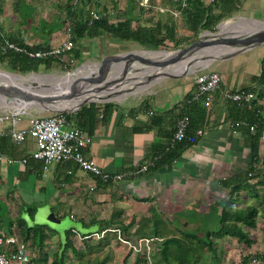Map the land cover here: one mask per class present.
<instances>
[{"label": "crops", "instance_id": "0c3cea01", "mask_svg": "<svg viewBox=\"0 0 264 264\" xmlns=\"http://www.w3.org/2000/svg\"><path fill=\"white\" fill-rule=\"evenodd\" d=\"M18 1L21 0H0V30L4 37L49 50L59 46L55 41L63 27L55 32L49 28L60 18L57 15L51 19L47 17L51 6L58 8L57 3L54 0H25L31 11L24 18L16 6ZM203 1L210 4L212 0ZM238 7L231 18L241 14L246 16L241 21H264V0H240ZM257 14H263L262 19L256 18ZM263 58L264 45H260L217 65L222 77L220 89L208 106L202 101L205 108L194 109V122L198 123L196 133L202 130L204 135L199 136L176 161L156 170L152 167L157 155H161L158 151L176 143L174 136L181 116H190L191 109L184 105L187 97L196 91L198 75L195 78L184 75L162 79L145 85L144 94L137 95L139 92H136L119 101L100 103L110 106L90 132L91 142L85 155L95 160L105 172L123 176L121 181H110L111 184L98 183L96 177L83 171L74 161L56 163L45 171L43 163L33 158L37 149L35 139L29 137L23 143L13 140L12 130L27 128L30 119L45 110H30L15 119L0 120V201L12 200L19 210L18 215L24 204L33 201L38 194H45L50 205L69 206L75 213L85 208L89 210L96 203L113 202V208L122 210L124 217L123 204L136 210L133 214L138 220L132 219L127 225L135 222L137 229L142 218L157 216L165 223L162 226L166 227L162 229L171 232L185 230L174 223V215L190 214L193 208L190 202L198 208L196 213L203 214L205 208H209L219 216L222 199L216 197L223 190L221 182L240 172L241 160H245L246 165L249 162L246 136L232 125V104L235 102L226 100L224 93L258 87L255 78L261 76ZM0 68L8 71L6 63H0ZM255 96L256 101L258 95ZM81 107L66 112L75 113ZM14 110L18 109L0 104L1 116ZM47 112L50 113L48 117L56 114ZM146 164L151 166L141 172ZM42 205L48 206L47 202ZM71 216L75 217L73 213ZM206 224L209 223L201 226Z\"/></svg>", "mask_w": 264, "mask_h": 264}, {"label": "trees", "instance_id": "16d2710c", "mask_svg": "<svg viewBox=\"0 0 264 264\" xmlns=\"http://www.w3.org/2000/svg\"><path fill=\"white\" fill-rule=\"evenodd\" d=\"M102 0H77V4L67 7V14L62 16L56 25L49 28V31L55 32L61 27L68 24L71 29V37L74 42V49L71 52L76 61V64L82 62V47L79 43L88 40H97L103 37H110L123 42H134L142 45L150 46L152 49H160L166 47L167 40L173 42L175 48H179L181 43L177 40L176 24L164 23L158 20L154 25L150 24V20L145 17L150 14L152 9L146 11L145 5L138 7L139 13L136 14L138 0H131L126 11L121 15L117 10L107 7L100 3ZM175 9L179 11L189 29L195 36L203 31L215 32L218 25L225 19L231 18L239 9L240 0H212L210 4H206L203 0H175ZM137 3V4H135ZM96 5L99 9H91ZM101 7V8H100ZM91 12H97L101 15L99 20L92 21L90 18ZM105 14V15H104ZM147 16H146V15ZM145 15V16H144ZM137 23L136 26L134 24ZM45 25L43 26V28ZM12 42L26 48L29 51H44L49 50L42 46H32L19 39H10ZM65 55L58 57L38 59L30 58L27 54L15 51H9L4 54L0 51V63H6L9 71L13 73L27 75L30 73L40 72V68L44 67L45 72H51L55 66H66L69 70L72 68L64 61ZM261 76L256 77L258 87L255 89H244L246 92H253L258 95V98L251 105L248 103L232 104L233 108V128L242 132L246 138V146L249 150L246 169L243 172H238L232 178H226L221 182V188L228 190L227 199H223L220 203L221 213L215 220V223H209L199 227L197 233H184L179 230L180 234L167 235L169 232L165 229V223L157 216L153 218H142V222L135 230L130 233L129 230L134 226L135 222L126 225L124 223L122 210H114L108 220H92L90 225H95L98 230L89 231L80 234L73 229L66 232V238L61 243V247L55 251L50 264H68L67 252L72 250L75 254L80 255L76 249V238L79 235L83 238L85 247L91 246V240L98 238L108 241L110 233H117L118 230H123L124 237L128 238L130 245L139 249L141 242L147 240L156 242L159 251L158 254L152 256L147 254L137 256L135 264L145 262L149 264L148 258L156 262L157 257L161 258L162 264H205L204 256L212 254L216 261L220 260L218 255L217 240L235 239L240 245L248 247L254 244V241L247 235V228L255 229L258 224V217L262 215L264 220V201L261 199V189H264V159L261 155L263 147V131H264V58L261 62ZM202 100L195 101L194 96L189 95L184 108H190V125L187 130L188 136H196L198 123L194 122V109L205 108ZM110 104L102 106L99 103H90L82 106L75 113L65 112V116L69 124L78 127L88 133L92 132L95 124L102 113L106 112ZM104 107V109H103ZM193 109V110H192ZM193 111V112H192ZM186 116V115H184ZM183 118L181 116L180 120ZM179 120V121H180ZM244 122L246 125H242ZM197 123V125H196ZM196 125V126H194ZM251 126H256L255 131H251ZM171 144V143H170ZM187 140L176 142L167 147H164L158 153L155 160V170L159 167L171 164L180 158L183 152L191 147ZM157 154V153H156ZM257 165V167H256ZM98 183L111 184L112 182H103L98 180ZM248 193L252 198L258 201L259 206H248L246 208H237L235 206L239 200V193ZM30 217H34L35 209L28 208ZM19 215H22L21 212ZM85 225L83 219H81ZM153 225H150L152 223ZM120 223H123L119 225ZM163 222V224H161ZM17 225V237L25 244L31 243L39 247V254H42L44 243L47 239L48 232L45 226L28 224L23 218L12 220L5 223L0 218V234L13 235L14 228ZM89 226V225H88ZM88 226H85L89 228ZM264 233V225H263ZM16 234V233H15ZM200 234V235H199ZM108 239V240H107ZM102 241H100V244ZM134 244V245H133ZM50 256L43 253L39 257L32 256L31 264H49ZM259 259V257H258ZM250 257H245L239 264H250ZM96 264H106L98 262Z\"/></svg>", "mask_w": 264, "mask_h": 264}, {"label": "rangeland", "instance_id": "374dc122", "mask_svg": "<svg viewBox=\"0 0 264 264\" xmlns=\"http://www.w3.org/2000/svg\"><path fill=\"white\" fill-rule=\"evenodd\" d=\"M25 0L18 1L17 7L19 8L22 16L24 18L29 15L31 8L27 6V4L24 2ZM57 3V7L51 6V10L48 14V18L51 19V17L59 16L61 18L65 14H67V7L69 5H75L77 4V0H54ZM131 0H102L100 3L102 4V8L104 7V4L107 5V7H110L112 9L117 10L118 13L121 15L124 11L127 10L129 6V2ZM138 3V4H137ZM136 14L138 15L140 5H145L146 11L149 9L151 11L150 14H148L146 19L150 20V24L154 25L158 20H162L164 23H175L176 24V35L177 40H179L181 43L179 48H175L172 41L167 40L165 45L166 47L160 48V49H152L150 46L142 45L139 43L134 42H123L119 41L110 37H103L97 40H88V41H82L79 43V46L82 47V62H79L76 64V61L74 64H69V66L72 68V70H69V68H66V66H55V68L51 72H45L44 67L40 68V72L38 73H30L27 75H23V77H28L32 74H59V75H66L72 71H74L76 68L80 67L82 64H85L82 68L79 69L77 72V75L79 77L86 76L89 74V72L93 69V71L97 70L96 67L92 66L94 63H99L103 59L121 55L124 53L129 52H156V51H175L177 49H184L189 47L192 43L196 42L198 38L204 33V32H211V31H203L197 36H195L191 31H189L187 24L182 16V14L175 9L176 1L175 0H138ZM101 8V7H100ZM91 9L98 10L99 8L96 5H93ZM175 12V13H174ZM144 15V16H145ZM245 15H238L235 18H228L225 19L222 23L223 24H229V30H222L221 34L225 35L228 32L232 31H246L249 27L248 25L244 26L243 21H241V18H244ZM263 14H257L256 18L262 19ZM246 17V16H245ZM41 18V17H40ZM240 18V19H239ZM60 20V19H59ZM220 23V24H221ZM250 23V22H249ZM261 23H264L261 22ZM219 24V25H220ZM137 23L134 24L136 26ZM218 25V27H219ZM242 27L240 29V27ZM42 26H44V23H42ZM48 26V25H47ZM250 26V25H249ZM217 30L215 32L218 31ZM68 24L63 28V32L57 36V40L55 41V44L61 45L67 40L68 37ZM43 32V31H42ZM214 33V32H213ZM230 34V33H229ZM73 55V54H72ZM237 56V55H236ZM65 64H66V58H64ZM223 60H216L212 63L204 66L203 64L191 69V72L188 73L186 76L195 78L197 75L201 74L205 71H216L219 73V70H217V65H219ZM69 63V62H68ZM67 63V64H68ZM141 67L131 68L128 70V74L126 78H119L118 74L115 75L114 80L109 82L107 84V88L104 89V92L115 90V92H111L108 95V99L105 101H98V100H92L89 101L87 104L90 103H104L109 101H119L122 98H125L129 95L133 96L134 93L139 92L137 95L144 94L146 91L142 90L144 89L145 85L151 84L153 82H158L162 79H168L170 77H160L153 75L147 82L142 80L140 75V72L143 69H152L151 66H145L144 64H140ZM179 67H176L178 69ZM6 69V68H5ZM155 69V68H154ZM0 71L12 73L11 71H6L2 68H0ZM175 71V70H174ZM18 74V73H16ZM103 93V92H101ZM36 110L40 109H34L33 111L37 112ZM30 111V110H29ZM41 111V110H40ZM50 115L47 111H42L35 115V117L45 118ZM261 155L264 159V141H263V147ZM248 160V158H247ZM246 161L241 160L240 165V172L245 171L246 169ZM223 189V188H222ZM261 199L262 202L264 201V189H261ZM228 197V190L223 189L220 194L216 197V199H227ZM207 199V196H206ZM214 201V200H209ZM207 201V203L209 202ZM48 204L42 205V204ZM49 199H47V196L45 194H38L36 195L35 199L33 201H29L28 203H25L23 208H21L20 212L22 215H18L19 210H17V206L14 205L13 201L10 200H1L0 201V218L5 222L9 223L12 220H16L18 218H23L28 224L34 225H41L45 226L47 234V239L44 243V249L43 253H47L50 256L49 264L51 263L52 256L61 246V243L66 238V232L73 229L75 232H78L80 234L87 233L89 231L98 230L99 228L95 225H90V222L92 220H108L113 213L114 210H117L118 208H113V202H100L96 203L95 207H90L89 210L85 208L84 210L81 209V211L78 212H72L71 207L65 206L62 207L61 205H57L53 203L50 205ZM202 202V201H201ZM118 203V202H116ZM192 203V210H190V214H182L181 217L178 215H174L176 217L174 223L180 227L181 229L185 230L184 233H197L199 230L198 226L204 225L205 223H212L217 221L218 215H214L213 211H209V208H205V211L203 214L196 213L197 207L195 206L194 202ZM12 204V207H11ZM259 206L258 201L254 198H252L248 193H239V200H237L235 206L237 208H246L248 206ZM15 206V207H14ZM125 208V217L123 216L122 219L124 220V223L127 225L130 220L134 219L135 221L138 220V216L135 218V215L133 214L136 210L133 207L126 208V205H124ZM32 207L33 210L35 209V215L34 217H30L27 208ZM46 207H50L52 211L55 213V215L61 220L60 224H55L48 222L42 218L43 209ZM165 210H169L165 208ZM172 211H175V209L171 208ZM208 210V211H207ZM217 210V208L215 209ZM75 215V217H72V213ZM142 211H139V213ZM199 212V211H198ZM189 213V212H188ZM174 214V213H173ZM208 214V215H207ZM220 214V213H219ZM81 218L84 220L85 225ZM178 221V222H177ZM123 223V222H122ZM122 223L119 222V225ZM123 223V225H124ZM89 225V226H88ZM263 225L264 220L262 218V215L258 217V224L255 229L253 228H247V235L250 237L251 240L254 241V244L250 247L247 245H240L235 239H227V240H217L218 247V255L220 256V260L216 261L212 254H207L204 256L205 264H239L245 257H250V264H264V233H263ZM88 226L89 228L85 227ZM16 232H18L17 225L15 226ZM136 224L129 230L130 233L135 232ZM199 232V231H198ZM167 235H170L172 233L174 234H180L181 232L179 230L176 231H169L165 232ZM200 235V234H199ZM108 240V239H107ZM62 241V242H61ZM100 241L102 243L100 244ZM128 238L124 237L123 230H118L117 233H110L109 240H99L98 238H94L91 240V246L85 247L84 240L79 235L76 238V249L80 252V255L75 254L72 250H69L67 252V262L68 264H96L100 262H105L106 264H135V261L138 259L139 253L141 255L147 254V257L149 255H155L158 254L159 247L156 242L148 240L147 242H141V245L139 249H136L127 243ZM134 245V244H133ZM28 248L32 256L39 257L42 254H39V247L28 243ZM139 252V253H138ZM259 257V259H258ZM161 258L159 256L156 259V262L152 259L148 258L149 264H162ZM141 264H146L145 262Z\"/></svg>", "mask_w": 264, "mask_h": 264}, {"label": "water", "instance_id": "95a60500", "mask_svg": "<svg viewBox=\"0 0 264 264\" xmlns=\"http://www.w3.org/2000/svg\"><path fill=\"white\" fill-rule=\"evenodd\" d=\"M253 22L255 26H250L246 31L240 32L236 30L228 32L225 35L221 34V23L217 32H204L196 42L187 48L177 49L175 51L151 52L169 53L171 57L164 61H154L146 56L145 52H129L105 58L101 62L91 65V67L94 66L97 68L96 72H91L88 76L74 79L69 84L59 83L52 85L47 82H38L39 79L32 81L24 87L23 85L15 83H4L0 81V104H4L9 109L23 107L28 111L41 109L55 113L61 111L66 112L67 109L62 108L67 102L74 101L85 94L104 92L103 90L107 88V84L114 80L115 75L113 74L115 72V74H118V70L121 69L119 78H126L128 70L141 67L140 64L151 66V68L153 67V69L156 68L157 70H171L170 72L163 71L164 74L160 73L156 76L161 75L160 77L170 78L182 77L190 73L191 69L201 64L206 66L216 60L230 59L247 50L264 45V23ZM206 36L209 38H205ZM84 65L82 64L66 75H74ZM176 67L179 68L176 69ZM182 67L183 71H181ZM52 74L32 75L42 77L41 79H43V77H49ZM12 75L23 77V75L16 73ZM42 218L51 223H61V220L56 217L50 207L43 209Z\"/></svg>", "mask_w": 264, "mask_h": 264}, {"label": "built area", "instance_id": "2783aa9c", "mask_svg": "<svg viewBox=\"0 0 264 264\" xmlns=\"http://www.w3.org/2000/svg\"><path fill=\"white\" fill-rule=\"evenodd\" d=\"M90 18L92 21L99 20L101 15L97 12H91ZM67 31V40L56 48L44 51H29L4 37L0 30V51L4 54L9 51L24 53L34 59H46L65 55L66 63L69 62L68 65L74 64L75 59L71 52L75 45L71 37V29L68 28ZM196 82L197 87L193 94L194 100H202L208 106L214 93L220 89L222 77L218 72H203L198 75ZM224 98L237 104H242L255 101L256 96L254 93L245 91H226ZM27 112L28 110L26 109L10 111L2 116L0 115V120L15 119L20 114H26ZM241 124L246 125L244 122ZM189 125L190 119L188 116H184L178 122L177 131L174 136L175 142L187 140L190 144L196 143V137L188 136L187 134ZM255 129L256 126H251L252 132ZM203 135L204 132L202 130H199L196 134L197 137ZM11 136L16 143H23L29 137L36 140L37 149L33 154V158L43 163L45 171L49 170L56 163L74 161L83 171L103 182L121 181L123 179L122 175H111L105 172L95 160L86 157L85 149L89 146L91 137L86 131L71 126L67 121L65 112H57L55 115L45 118L32 117L27 128L12 130ZM9 162L13 163L14 161L9 160ZM150 166L151 164L144 165L141 172H146ZM31 258L32 254L27 244L19 240L16 229H14L13 235L5 236L0 234V264H31Z\"/></svg>", "mask_w": 264, "mask_h": 264}, {"label": "bare ground", "instance_id": "6f19581e", "mask_svg": "<svg viewBox=\"0 0 264 264\" xmlns=\"http://www.w3.org/2000/svg\"><path fill=\"white\" fill-rule=\"evenodd\" d=\"M240 19V18H239ZM244 23V26L245 25H250V26H255V23L254 22H245V20L243 21ZM229 24H223L222 25V30H229ZM239 27V25H238ZM205 38H209L208 36H206ZM145 55L148 56L149 58H151L152 60L154 61H164L166 59H168L169 57V53H166V52H157V53H151V52H145ZM82 68V67H81ZM79 71V70H78ZM77 71V72H78ZM119 73L118 75L121 74V69L118 70ZM163 71H168L170 72L171 70H157L156 68L155 69H143L141 72H140V75L142 80L144 81H148L153 75H158V74H164ZM181 71H183V67L181 68ZM77 72L74 74V75H59V74H52V76H49V77H43V79H41L42 77H38L36 75H31V76H28V77H16L12 74H9L7 72H0V81L4 82V83H15V84H18V85H23L24 87H26L27 85H29L32 81L34 80H39L38 82H47L49 84H52V85H56V84H59V83H63V84H69L71 83L74 79H79V78H82V77H85V76H81L79 77L77 75ZM91 72H96L93 71V69L89 72V74H87L86 76L90 75ZM115 92V90H112V91H108V92H103V93H90V94H85V95H82L80 96L79 98H77L76 100L74 101H71V102H67L66 104L63 105V108L62 109H67V110H70V109H76L78 108L80 105L86 103V102H89V101H92V100H98V101H105L108 99V95L109 93L111 92ZM17 109L19 110H22L24 109L23 107H17Z\"/></svg>", "mask_w": 264, "mask_h": 264}]
</instances>
